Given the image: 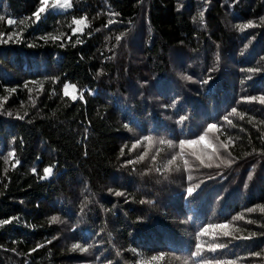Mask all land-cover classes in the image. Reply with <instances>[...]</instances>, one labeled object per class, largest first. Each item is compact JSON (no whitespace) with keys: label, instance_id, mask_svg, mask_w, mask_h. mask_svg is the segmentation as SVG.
Returning a JSON list of instances; mask_svg holds the SVG:
<instances>
[{"label":"trees","instance_id":"16d2710c","mask_svg":"<svg viewBox=\"0 0 264 264\" xmlns=\"http://www.w3.org/2000/svg\"><path fill=\"white\" fill-rule=\"evenodd\" d=\"M53 2L0 0V264H264V0Z\"/></svg>","mask_w":264,"mask_h":264},{"label":"snow or ice","instance_id":"6c2138e0","mask_svg":"<svg viewBox=\"0 0 264 264\" xmlns=\"http://www.w3.org/2000/svg\"><path fill=\"white\" fill-rule=\"evenodd\" d=\"M49 2L50 0H40V7L38 8V10L33 14L37 20H39L40 18V14L41 13H44L49 5ZM52 8H67V7H70L71 4H70V0H54V2L52 3ZM118 15V14H117ZM203 16H204V13L201 12L200 13V17H201V20H203ZM4 19L3 16H0V20ZM8 24L11 25L13 23H15L16 21L15 20H12V19H9L8 21ZM264 22V21H262ZM74 24H76L78 27L75 29V31H81V28L79 26L83 25V26H87L86 24V18L85 19H75L73 21ZM112 23H116V21L114 20H110L108 21V24H112ZM107 26V25H106ZM255 25L249 21L247 24H244V25H237V28H239L241 31H243L244 29L246 28H251V27H254ZM9 39H11V36H9ZM117 41L120 40V37H116ZM7 42V41H5ZM31 46V45H30ZM214 70V69H213ZM249 71H254V70H249ZM182 79H191L190 76H187V75H183L181 77ZM211 79V76H209V78L207 80H204L202 81V83H205L207 84L209 82V80ZM69 88L72 89V92L75 93L76 92V86L75 85H68V84H65L64 86V94L67 96L69 95ZM81 95V98H82V93L80 94ZM73 99H76V95L73 94L72 96ZM261 103H264V99H261L260 101ZM235 111V110H233ZM9 115H12L11 113H9ZM183 119L184 118H181V123L183 122ZM227 119V117L225 118ZM229 123H231V121H228ZM125 127H127V125H125ZM217 130V125L216 124H210L207 126V132H205L204 134L200 135L198 139H186V140H181L179 142V148L181 149V157H182V154H183V150L185 149V147H193L195 145H198V144H207V140H206V137H207V133L208 132H213ZM149 140V142L151 143L152 142V138L149 137L147 138ZM159 143L161 144H164V143H167L170 147L173 146L172 145V142L171 141H165V140H160ZM209 147L211 145H208ZM122 153H123V149L121 150ZM195 155V153H193ZM11 156H14L15 153H10ZM144 157L141 156L140 159H143ZM154 159V158H153ZM175 159L176 157L173 158L172 161H170L169 163H174L175 162ZM196 159L200 160V163L201 164H204V160L201 159L200 156H196ZM17 163H19V161H17ZM187 161H185V166L187 167ZM221 163L223 164H230V161L228 160H221ZM206 167H212L213 165L212 164H206L205 165ZM220 165L217 164L216 167H219ZM53 167L54 166H49V167H45L43 169V177H41L42 179H46L47 177L51 176L52 173H53ZM35 171V169L33 170ZM189 180L192 179L191 176L188 177ZM249 179L251 180L252 177L249 176ZM195 187H199V185H196ZM193 192H194V188L192 186H189L187 189H186V195L188 197H191L193 195ZM117 196H121L123 195L122 192H116L115 193ZM141 203H144V201H141ZM237 219H240V217H238ZM53 222H55L56 220H58V217H53L52 218ZM11 219H7V220H3V221H0V225H3V224H8V223H11ZM249 223H251L252 221H248ZM229 224L227 223H223V224H217V225H210L208 228H204L201 232H199L198 234V239L199 237L201 236H204L206 235L210 230L212 232H216L217 230H219L220 232H222L223 236L224 237H231L232 239H250L251 236H236L234 235V232H239L240 229L239 228H236V229H233L232 231H229ZM216 237L213 236V239H215ZM50 243V241H49ZM42 245H38L37 247H41ZM227 247V244L224 243V242H218V243H214V244H210L208 246V251H211V252H216L217 249H224ZM76 249H79L80 251L82 252H88L89 251V248L88 247H81V245L79 243L77 244H74L73 245V250H76ZM36 249H33V251H35ZM203 250H204V244L203 243H200L198 242L195 246V251L193 253H191L192 257L194 258H200L202 257V253H203ZM258 255V254H257ZM162 258V257H161ZM153 259H157L156 257H154ZM185 264H187V262H185ZM199 264H234L233 261L231 260H221V259H215V260H212V259H209V258H203V259H200L199 260Z\"/></svg>","mask_w":264,"mask_h":264},{"label":"rangeland","instance_id":"374dc122","mask_svg":"<svg viewBox=\"0 0 264 264\" xmlns=\"http://www.w3.org/2000/svg\"><path fill=\"white\" fill-rule=\"evenodd\" d=\"M68 9H69V7H67V8H52V6L50 7V11H51V12H54V13H62V12L67 11ZM77 27H78V26L76 25V27L74 28L73 32H76L75 29H76ZM79 27H81V26H79ZM68 85H70V84H68ZM63 93H64V88H63ZM73 94L76 95V99H77V96H78L77 93H76V92L73 93V92H72V89L69 88V95H67V96H68L69 98L73 99V98H72ZM73 100H74V99H73Z\"/></svg>","mask_w":264,"mask_h":264}]
</instances>
